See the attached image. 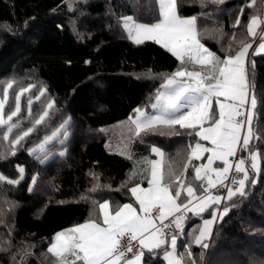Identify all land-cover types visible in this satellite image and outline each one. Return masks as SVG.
<instances>
[{"label": "trees", "instance_id": "trees-1", "mask_svg": "<svg viewBox=\"0 0 264 264\" xmlns=\"http://www.w3.org/2000/svg\"><path fill=\"white\" fill-rule=\"evenodd\" d=\"M177 11L183 17H196L198 38L221 59L226 56L222 49L235 54L241 40L252 43L248 58L255 62L257 98L253 125L260 137L249 145L260 152V171L257 175L249 170L246 196L237 195L220 204V209L227 205L229 211L222 221H216L203 257L199 255L201 247L191 244L192 255H185L184 260L186 264H264V53L253 55L260 40L247 34L252 15L264 19V0H205L203 6L201 0H177ZM125 16L154 22L158 18L157 0H74L71 8L66 0H0L2 97L7 83L14 82L8 89L5 117L14 109L19 90L32 86L21 95L20 112L13 117L20 128L7 140L0 128V152L4 153L0 175L5 178L0 181V243L10 240L12 245L8 251H0V264H19L20 255L16 261L11 257L20 248H29L32 253L26 264H55L56 258L47 253L54 236L90 217L97 218L91 216L93 206L82 200V195L100 202L108 200L115 207L135 203L129 188L137 181L148 186L138 175L121 187L135 170L126 153L143 156L148 155L150 146L160 147L179 173L187 161L189 144L199 140L187 135L190 130L176 125L180 135L167 134L172 131L169 129L163 130L164 135L141 133V143L130 127L134 109H151L163 77L175 72L179 61L152 41L133 43L120 20ZM238 17L240 24L233 27ZM43 89L44 95L35 99ZM29 97L33 98L30 116ZM49 101L55 102L49 116L35 125ZM65 121H70V126L64 143L57 137L46 144L52 156L38 162L32 150ZM29 127L34 130L15 145V155H11L12 141ZM62 151L65 154L60 156ZM199 163L192 160L184 173L185 183H201L194 179L192 167ZM248 164L250 160L246 167ZM18 168L24 169L23 179L18 184L7 183L19 179ZM97 182L101 187L90 191ZM185 196L182 192L180 200ZM211 212L212 208L201 216L187 213L184 233L177 234L178 255L187 251L185 243H191L201 220ZM193 226H197V233H193ZM154 251L153 256L144 250L143 264H167L163 249Z\"/></svg>", "mask_w": 264, "mask_h": 264}, {"label": "snow or ice", "instance_id": "snow-or-ice-1", "mask_svg": "<svg viewBox=\"0 0 264 264\" xmlns=\"http://www.w3.org/2000/svg\"><path fill=\"white\" fill-rule=\"evenodd\" d=\"M74 0H66L71 8ZM212 3H222L223 0H211ZM255 0H253V3ZM205 0H201L203 6ZM248 6V5H245ZM158 18L153 23L139 22L133 16L121 17V23L128 38L137 45L152 41L172 54L179 66L177 70L163 77L160 88L150 104L152 111L145 108L134 109L135 135L141 133H154L164 135L163 130H172L167 134L180 135L175 131V126L190 130L189 136L199 137V140L189 144L190 152L182 171L177 173L173 161L166 158L165 152L157 146L148 148V155H135L126 153V158L133 160L134 171L129 175L121 187H126L139 175L146 179L148 186L141 187L140 182L129 188L131 195L139 206L140 213L132 203L123 205H110L108 200L100 202L87 195L81 199L90 201L93 208L90 219L83 224L73 226L57 233L53 242L47 248V253L55 257V264H120L125 256V251L133 253L132 242L138 241L139 248L133 253L132 258L126 259L124 264H143L144 250L151 255H156L154 250L163 249V259L167 264H186L184 257H191V244L201 247L199 254L203 257V249L209 247L206 242L211 235L212 225L227 215L229 207L215 208L210 218L203 219L198 226V234H194L191 243H185L186 252L177 255V234L184 233V221L187 213L201 216L211 205H219L221 200H231L234 196L245 197L246 182L249 180V170L259 174L260 152L253 145V140L260 137L255 131L253 118L257 108V98L254 92L255 62L248 58L252 43L246 39L241 40L239 51L228 54L230 49H222L226 56L221 59L216 53L209 50L198 38L196 17H183L178 14L177 0H157ZM264 23L256 14L252 15L247 24V34L257 37V29ZM240 24L239 17L233 27ZM222 35V33H221ZM258 47L253 55L264 53V30L259 34ZM14 82L5 86L3 99H0V128H3V139L19 129L20 124L13 122V117L20 112V95L30 90L20 89L15 97L14 109L5 117L4 107L7 103L8 89ZM46 89L40 91L35 99L39 100ZM223 97V100L220 98ZM215 98L218 110H213L212 101ZM33 98L27 101L28 113L31 115ZM54 101H49L42 114L35 119V125H40L49 116ZM70 121H65L51 136L44 138V144L32 150L38 162L44 163L48 158L46 144L53 143L60 137L63 144L68 135ZM34 128L20 132L12 141L10 154L15 155V145L20 144L29 136ZM243 134V136H242ZM200 141H209L211 147H205ZM143 143L141 137L140 140ZM238 150H248L250 164L246 167V159L241 156L233 162L230 157H236ZM204 153H210L206 163L192 165L194 179L201 181L198 186L185 183L184 173L192 160L203 159ZM65 153H59L63 156ZM4 153L0 152V158ZM155 155L158 159H151ZM219 161L223 166L214 168ZM235 163V167L233 164ZM139 166V167H137ZM21 173L19 179L7 180L9 184H18L23 179V168H18ZM243 174L242 177L233 176L231 184L224 182L229 179V173ZM215 177V179H213ZM98 179V178H97ZM5 178L0 175V181ZM36 182L33 177L32 184ZM256 179H252V184ZM217 184L227 189L226 195H214L211 189ZM101 185L97 182L90 191H96ZM110 187V186H109ZM31 191V188L29 189ZM119 190V189H117ZM199 190V194H198ZM186 194L180 200L181 193ZM179 201V202H178ZM155 212V215L153 214ZM219 213V217L217 216ZM172 218V219H169ZM167 221V223H166ZM197 233V226L192 227ZM126 243V249L122 244ZM167 245V247H165ZM11 242L0 243V251H8ZM32 253L29 248H20L11 259L16 261L20 255L19 264H26V259ZM188 264H195L190 261Z\"/></svg>", "mask_w": 264, "mask_h": 264}, {"label": "built area", "instance_id": "built-area-1", "mask_svg": "<svg viewBox=\"0 0 264 264\" xmlns=\"http://www.w3.org/2000/svg\"><path fill=\"white\" fill-rule=\"evenodd\" d=\"M241 156H243L246 159V163L249 161V159H248V150H245L243 152H240L238 150L237 156L234 158V161L233 162H235V160L239 159ZM233 166L235 167V163L233 164ZM242 175L243 174H236L234 171L233 172H230L229 173V179L227 181H225L224 183L225 184H231V180H232V177L233 176L242 177ZM225 191H227V189L224 188V187H222L219 184H217V187L216 188L211 189V192L212 193H215V192L224 193ZM153 214L155 215V212ZM169 219H172V218H169ZM166 223H167V221H166ZM173 232L175 234H178V231L174 227H173ZM126 247H127V244L126 243L122 244V249H126ZM132 247H133V253H135L138 250V248H139L138 241H133L132 242ZM133 253H128V252L125 251V256H124V258L121 261L126 260V259L132 257L133 256Z\"/></svg>", "mask_w": 264, "mask_h": 264}, {"label": "crops", "instance_id": "crops-1", "mask_svg": "<svg viewBox=\"0 0 264 264\" xmlns=\"http://www.w3.org/2000/svg\"><path fill=\"white\" fill-rule=\"evenodd\" d=\"M250 50H251V48H250ZM250 50H249V52H248V57H249V53H250ZM224 98L223 97H221L220 98V100H223ZM213 107H216V109L218 110V104L216 103V100H215V98L213 99V101H212V108ZM151 111H152V109H151ZM242 136H243V134H242ZM205 147H211V144H210V142L209 141H203V142H201ZM251 144V143H250ZM155 156V155H154ZM208 156H210V153H204L203 154V159H201V160H198V161H201V163H199V165L200 164H204V163H206V160H207V157ZM153 158H156V156L155 157H153ZM153 158H151V159H153ZM234 158L235 157H230L229 159L230 160H232V161H234ZM223 165L219 162V161H217V162H215L214 163V165H213V167L214 168H216V167H222ZM213 179H215V177H213ZM146 188V187H145ZM226 193H227V191H225L224 193H223V195L222 196H224V195H226ZM214 195H216L217 193H213ZM220 195V194H219ZM223 201L224 200H221V202H220V204L222 205L223 204ZM220 204L217 206V205H215V204H213V205H211L206 211H208L210 208H212V211L215 209V208H217V207H219L220 208ZM133 207H136L137 208V212H138V214H141L140 213V210H139V206H138V204L135 202V203H133ZM214 207V208H213ZM205 212V211H204ZM203 212V213H204ZM202 213V214H203ZM217 216L219 217V213H217ZM217 221H218V219H217ZM146 250V249H145ZM177 255H178V252H177ZM179 256V255H178ZM120 264H123V261H120Z\"/></svg>", "mask_w": 264, "mask_h": 264}, {"label": "rangeland", "instance_id": "rangeland-1", "mask_svg": "<svg viewBox=\"0 0 264 264\" xmlns=\"http://www.w3.org/2000/svg\"><path fill=\"white\" fill-rule=\"evenodd\" d=\"M134 17V16H133ZM138 20V19H137ZM139 22H142V23H153V22H143V21H140V20H138ZM263 21H264V19H263ZM155 22V21H154ZM261 25H263L262 26V28L260 29V28H258L257 29V33H258V35H257V38H259V34H260V32L262 31V30H264V23H262ZM261 27V26H260ZM124 28V27H123ZM125 30V29H124ZM126 32V31H125ZM127 34V33H126ZM128 36V35H127ZM131 40V39H130ZM132 41V40H131ZM260 42V41H259ZM259 44V43H258ZM258 47V46H257ZM256 47V48H257ZM250 50V49H249ZM262 54V53H261ZM20 97H21V95H20ZM0 99H3V97L1 96V94H0ZM20 101V100H19ZM146 111H151V109L150 110H146ZM135 115L136 114H134V115H132V116H130L129 117V121H130V123H131V125L132 126H130V127H132V129H133V132L135 133V125L132 123V119H134L135 118ZM52 135V134H51ZM51 135H49V136H51ZM49 136H47V137H49ZM41 144H44V140L39 144V145H41ZM38 145V146H39ZM37 146V147H38ZM52 156V154H49L48 155V158L49 157H51ZM153 159H158V157H156V158H153ZM258 163H259V161H258ZM142 187V186H141ZM141 215H143L142 213H141ZM207 218H210V216H207V217H205V218H203V219H207ZM202 219V220H203ZM202 220H201V222H200V224H199V226L202 224ZM215 224H216V222L212 225V227H211V235H210V237L208 238V240L206 241L207 243L209 242V240H210V238H211V236H212V232H213V229H214V226H215ZM70 229V228H69ZM53 242V239H52V241H51V243ZM130 258H132V257H130ZM130 258H128V259H130ZM125 261V260H124ZM124 261H123V264H124Z\"/></svg>", "mask_w": 264, "mask_h": 264}]
</instances>
